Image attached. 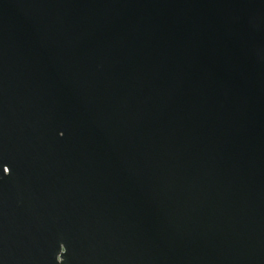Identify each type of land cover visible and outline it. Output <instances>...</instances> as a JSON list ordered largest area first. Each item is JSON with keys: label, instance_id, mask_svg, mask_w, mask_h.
<instances>
[{"label": "water", "instance_id": "1", "mask_svg": "<svg viewBox=\"0 0 264 264\" xmlns=\"http://www.w3.org/2000/svg\"><path fill=\"white\" fill-rule=\"evenodd\" d=\"M0 264H264V0H0Z\"/></svg>", "mask_w": 264, "mask_h": 264}]
</instances>
